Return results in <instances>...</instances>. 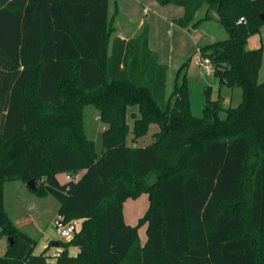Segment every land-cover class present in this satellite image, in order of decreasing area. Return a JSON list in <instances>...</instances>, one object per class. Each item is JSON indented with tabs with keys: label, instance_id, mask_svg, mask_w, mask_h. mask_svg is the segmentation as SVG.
<instances>
[{
	"label": "trees",
	"instance_id": "1",
	"mask_svg": "<svg viewBox=\"0 0 264 264\" xmlns=\"http://www.w3.org/2000/svg\"><path fill=\"white\" fill-rule=\"evenodd\" d=\"M156 2L182 8L174 24L189 33L223 26L227 39L197 42L195 53L221 85L241 90L237 107L212 101L195 116L192 56L169 92L170 68L149 28L115 36L117 0H0V238L14 240L0 264L46 261L6 210L5 186L15 181H34L33 193L53 197L66 223L82 221L59 242L58 264H264L263 54L246 48L264 25V0ZM87 105L105 124L99 156L84 130ZM152 125L153 142L136 146ZM144 193L146 213L127 224L125 202Z\"/></svg>",
	"mask_w": 264,
	"mask_h": 264
},
{
	"label": "rangeland",
	"instance_id": "2",
	"mask_svg": "<svg viewBox=\"0 0 264 264\" xmlns=\"http://www.w3.org/2000/svg\"><path fill=\"white\" fill-rule=\"evenodd\" d=\"M172 6L169 8H180ZM204 12L205 10L199 15L203 16ZM139 23L140 21H133V27L137 29ZM172 30L165 33L159 29L155 30L154 36L152 37V47H160L162 62L164 61L168 64L171 59H183L192 56L187 70L188 98L192 113L195 116L201 117L206 104L212 101H221L224 108L237 107L242 100L241 90L239 88L232 89L221 85L218 79L214 77L211 66L209 68L204 66L200 61V53H195L198 51L197 42L207 44L213 41L227 39L228 35L223 26L215 21L206 22L198 31V34L193 35L184 31L179 26ZM246 48L248 50L262 48L263 58L259 74V82L262 83L264 82V25L261 27L259 34L252 35L249 38ZM169 55H171V58H168ZM176 71L177 67L173 65L168 79L169 92L172 90ZM130 113L131 111L128 114V119L132 123ZM220 116L221 118H225L227 116L226 111H222ZM83 117L85 133L89 139L94 141L95 150L99 156L102 150V134L105 124L100 120V112L94 105L84 107ZM156 131H158V126L152 125L149 133L145 137L140 138L135 145L145 147L151 144L153 142V134ZM128 141L131 143V136H129ZM5 206L14 225L28 234L32 239L39 241L35 248L37 252L45 244L49 245L48 248L55 250L52 246L53 243L69 241L62 239L53 225L59 208L57 201L53 197H41L34 194L27 183L21 181L9 182L5 186ZM148 207L149 199L145 193L136 199L126 201L123 208L126 223L133 226L137 225L140 218L146 213ZM73 222H77L80 227L82 225V221ZM146 229L147 226L145 225L139 228V236L142 244L145 243L147 238ZM5 240L6 238H4ZM2 244L4 243L1 241L0 246ZM46 251L47 249L43 251L44 254H46Z\"/></svg>",
	"mask_w": 264,
	"mask_h": 264
},
{
	"label": "crops",
	"instance_id": "3",
	"mask_svg": "<svg viewBox=\"0 0 264 264\" xmlns=\"http://www.w3.org/2000/svg\"><path fill=\"white\" fill-rule=\"evenodd\" d=\"M117 2H118V9L120 13L122 14V16L119 17L117 20V23H116L117 32L115 36L122 38V39L133 38L141 34L145 27H148L149 34H150V47L154 52H156L159 62L161 64L169 66L170 70L172 69L173 65L177 67L178 69V67L180 66V64L185 58L171 59L169 64L165 63L164 61L162 62L161 49L160 47H152V37L154 36V32L157 29L162 30V32L165 33L168 31H173L172 29L177 28V25L174 24L173 20H177L176 18L179 19L180 17L183 16V9L182 8H176V9L169 8L171 5L162 7L157 4L156 0H117ZM110 9H111V12H113V8L111 7ZM133 21H138V22L140 21L139 27L137 29L133 27ZM183 30L187 31L185 29ZM189 34H192V33H189ZM195 34H198V33H195ZM168 58H171V55H169ZM130 111L131 113H134V112L136 114L138 113L137 108H131L129 112ZM128 122L131 125L133 123V121L132 123H130L129 119H128ZM61 177L63 178V180ZM60 179L61 181L68 180L66 175H61ZM1 241L4 244L0 246V258L4 256V254L7 251V240L4 241V238H0V242ZM48 246L49 245H46V244L43 245L38 252L35 249L34 255L38 256L42 254V252L45 249H47L46 254H45L46 261L44 264H58L57 254L58 253L61 254L63 249L59 250V247L56 246L55 243H53L52 245L53 248H55V250L48 248ZM78 252H79L78 248L69 249V254L71 256H76Z\"/></svg>",
	"mask_w": 264,
	"mask_h": 264
},
{
	"label": "built area",
	"instance_id": "4",
	"mask_svg": "<svg viewBox=\"0 0 264 264\" xmlns=\"http://www.w3.org/2000/svg\"><path fill=\"white\" fill-rule=\"evenodd\" d=\"M201 62L207 68L210 67L209 60H203ZM67 179L70 180L71 177L67 175ZM53 225L57 229L58 234L62 237V239L65 240H71L80 229V226L77 222L66 223L62 216H56V218L53 221ZM60 255L61 254L58 253L57 257H59Z\"/></svg>",
	"mask_w": 264,
	"mask_h": 264
},
{
	"label": "water",
	"instance_id": "5",
	"mask_svg": "<svg viewBox=\"0 0 264 264\" xmlns=\"http://www.w3.org/2000/svg\"><path fill=\"white\" fill-rule=\"evenodd\" d=\"M261 19L264 20V14H261ZM28 186H29V188H31L33 191H36V190H37V188H36V186H35V184H34V181H30V182L28 183ZM7 241H8L11 245L14 244V240H13V238H8ZM55 245L58 246L59 243H55Z\"/></svg>",
	"mask_w": 264,
	"mask_h": 264
}]
</instances>
